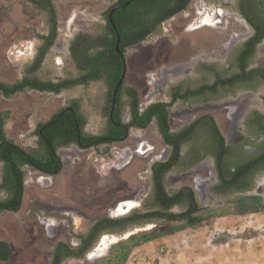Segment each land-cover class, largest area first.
<instances>
[{"label":"flooded vegetation","instance_id":"1","mask_svg":"<svg viewBox=\"0 0 264 264\" xmlns=\"http://www.w3.org/2000/svg\"><path fill=\"white\" fill-rule=\"evenodd\" d=\"M99 1L15 0L18 5L17 18L21 23L16 25L11 41L17 39L14 47L20 73L24 66L32 63L40 53L45 59L42 65L51 67L57 73V78L69 72H77L72 59L73 43L85 46L95 36H107L110 32L109 26L115 32V36L118 33L117 27L116 30L113 28L111 20L115 25L113 13L122 5H118L117 0ZM178 14L183 21L173 24L171 21ZM229 18L234 19L237 27L231 29L223 38H219L216 46L209 35L199 34L200 31L217 27L228 29ZM159 28L162 29L161 32H157ZM180 33L185 36L192 35L191 39H177L173 49L165 46L167 44L165 40V44L159 41L166 37L173 41L172 37L178 38ZM194 35H199L203 42L207 43L206 48L199 51L197 47H191L195 42ZM120 37L119 34V44ZM50 39H53V44L45 48ZM137 45L159 46L160 49L154 50L155 54L164 53L166 57H170L175 53L181 57L178 62L160 64L158 72H148L146 78L148 91L144 98H141L139 93V108L147 110L155 104L165 105L170 130L179 135L177 141L180 157L165 176L166 187L178 188L185 184L191 186L198 203L209 209L206 214L214 213L227 202L223 197L224 188L221 186L212 154L215 149L219 150L220 146L215 148L213 123L207 115L215 119L224 137L222 149L226 147L224 150L226 162L223 164L221 161L219 168L224 169L229 165L230 155L239 159L241 151L259 156L261 159L264 155V0H189L186 8L161 21L145 38L135 44L125 45L122 50L119 47V51L115 47L122 58V66L125 62L126 77L129 71L128 55ZM179 45L189 47L188 54L181 56L177 50ZM67 61L72 64L71 69H66ZM90 86L96 89L97 95L93 104L85 98L86 104L92 105L91 107L81 106V109L80 107L78 109V115H82L85 121L82 127L79 126L74 107L70 103L66 104L65 96L54 95L62 99L61 106L54 112L64 106L75 115L76 139L57 148L62 160V168L58 172L47 174L40 170H30L25 179L26 184L30 179V173L38 172L40 175L36 177L37 181L41 180L44 183L54 181L53 178L65 168L66 162L74 163L76 159L81 161V156L85 155L78 175L82 177L83 186L93 191V195L99 196L102 200L100 202L107 206L106 212L98 214L91 220L85 216L84 209L69 210L66 206L44 213L45 225L51 233L57 231L59 222L65 224L67 233L74 242L72 246L76 245L77 241L69 232L65 218L70 217L73 231L77 232L84 231L99 217L120 218L145 207L152 183L151 166L155 161L167 160L172 151V145L166 142L158 131L154 116L148 126L140 128L131 122L130 109L125 106L120 120H116L113 117L114 104L108 111L105 100L98 94L105 87L103 83L90 82ZM53 113L48 118L40 120H48ZM215 113L221 115L220 120ZM110 123L117 128L114 133L106 129L110 127ZM35 126L32 119L31 126L24 133V138L30 140L29 143L38 140L36 134L26 137L27 132ZM86 133L94 134V138H89ZM129 139L135 144L127 142ZM155 139L157 142L153 143ZM119 143L122 144L120 150L117 148ZM20 144L24 147L30 145ZM246 145L258 146L259 149L249 152ZM188 152L193 153L191 157H185ZM136 155L142 158L150 156L146 163L144 182L138 186H128L125 182L118 184L119 177L116 172L121 173L125 170ZM185 177H190L193 185L179 183V180ZM250 180L252 190L248 194L264 195V168H258L253 172ZM245 195L238 194V197ZM79 218H86V222L83 224ZM149 228L133 226L123 232L103 234L82 260H69L96 259L92 263L94 264L109 256L114 245ZM120 234L123 237L118 239L117 236Z\"/></svg>","mask_w":264,"mask_h":264},{"label":"trees","instance_id":"2","mask_svg":"<svg viewBox=\"0 0 264 264\" xmlns=\"http://www.w3.org/2000/svg\"><path fill=\"white\" fill-rule=\"evenodd\" d=\"M126 1L117 0L116 3L121 5ZM188 3L189 0H132L128 5L118 7L113 13V19L121 36L120 49L145 38L155 30L157 24L186 8ZM109 28L110 32L107 36H95L85 46L77 42L73 43L71 50L77 68L75 73L69 72L57 78V73L51 67L42 65L45 59L40 53L32 63L24 66L19 78L12 82L0 79V94L6 99L26 89L50 92L53 96L63 94L67 100L66 104L70 103L76 110L80 127L85 121L82 115H78V109L79 107L81 109V106L87 108L92 106L86 104L85 98L94 103L97 93H95L96 89L90 86V82L99 81L105 87L98 94L105 100L108 111L114 104L113 117L116 120H120L125 106L130 109L131 122L140 128L148 126L154 116L158 131L164 140L172 145L168 159L155 161L151 166L152 183L145 200V207L120 218L99 217L84 231L77 232L73 231L70 217L65 218L69 232L76 239L77 244L72 246L65 240H56L49 246L50 256L47 264H62L69 259L82 260L103 234L123 232L133 226L150 227L114 245L111 254L103 258L106 263L121 264L132 246L152 240L160 234H169L177 229L196 225L209 210L198 203L191 186L185 184L178 188L166 187L165 176L169 170H172V166L177 164L180 153L177 141L179 135L170 130L165 105L155 104L150 109L140 110L139 90L136 86L127 83L126 76L117 88L115 103H112V90L121 76L123 66L122 58L115 50V32L110 26ZM52 44L53 39H50L45 48ZM10 114L9 109L0 110V212L16 213L23 204L28 172L30 170H40L47 174L58 172L62 168V160L57 148L75 141L77 128L75 115L63 106L46 121L33 117L36 126L26 134V137L36 134L38 140L24 147L6 132ZM207 117L213 123L215 148L220 146V149H215L212 154L221 186L224 188V199L227 203H231L238 194H246L240 200V204L250 200L258 206V209L264 207V197L248 195L252 190V185L249 183L251 174L258 168H264V155L261 159L259 156L241 151L242 154H238L239 159L230 155L229 165L224 169L219 168L221 161L223 164L226 162L224 157L226 147L222 149L224 137L215 119L209 115ZM109 125L110 127L106 129L114 133L117 128L111 123ZM86 134L89 138H94V134ZM192 154L188 152L185 157H191ZM12 255L13 247L9 240L0 238V261H8Z\"/></svg>","mask_w":264,"mask_h":264},{"label":"rangeland","instance_id":"3","mask_svg":"<svg viewBox=\"0 0 264 264\" xmlns=\"http://www.w3.org/2000/svg\"><path fill=\"white\" fill-rule=\"evenodd\" d=\"M17 14L18 5L15 0H0V79L9 82L20 77L14 47L17 39L11 41L16 25L21 23ZM180 21L183 20L178 14L171 22L178 24ZM228 26V29L219 27L206 29L199 34L209 35L216 46L219 38H223L231 29L237 27L234 19L229 18ZM159 31L162 29L159 28L157 32ZM191 36L180 33L178 38L172 37L173 41H169L167 37L159 41L163 44L165 40L167 43L165 46L173 49L177 39H191ZM194 36L195 42L191 47H197L199 51L206 48L207 43L203 42L199 35ZM185 47L183 45L177 47L181 56L189 52L187 51L189 47ZM156 49L160 47L137 45L127 58L129 66L127 83L139 88L141 98H144L148 91L146 82L148 72H158L160 64L178 62L181 58L175 53L170 57H166L164 53L163 56L155 54ZM71 68L72 64L67 61L66 69ZM61 104V98L37 91L25 90L10 99L0 95V110L9 109L11 112L6 126L7 134L18 143L29 144L30 140L24 138V133L31 126L33 117L44 120ZM215 115L221 119L219 113ZM220 124L224 130L222 121ZM127 142L135 144L132 139ZM152 142L156 143L157 139ZM120 145L122 144L119 143V147L117 146L119 150ZM81 158V161L76 159L74 163L66 162L65 168L53 178L54 181L47 183L36 180L40 173L31 172L30 179L25 184L21 209L16 213L0 212V238L9 240L13 247L12 257L8 261H0V264H47L50 256L49 246L56 240L62 239L70 245L74 244L62 222H59L54 234L50 232L45 225L44 213L47 211L62 206L69 210L84 209L88 220L106 212L107 206L100 202L102 200L99 196L93 195V191L87 190L81 183L82 177L78 173L85 155L83 154ZM148 159L150 156L142 158L136 155L125 170L121 173L116 172L119 177L118 184L125 182L128 186H138L143 183ZM183 182L193 185L190 177L179 180V183ZM242 197L233 199V202L227 203L215 213L203 216L202 221L196 225L186 226L169 234H160L152 240L132 246L121 264H264V207L258 209L250 200L240 204ZM79 220L83 224L86 222V218ZM95 260H67L62 264H92ZM96 262L109 264L103 258Z\"/></svg>","mask_w":264,"mask_h":264},{"label":"water","instance_id":"4","mask_svg":"<svg viewBox=\"0 0 264 264\" xmlns=\"http://www.w3.org/2000/svg\"><path fill=\"white\" fill-rule=\"evenodd\" d=\"M130 1H131V0H128V1H126L125 3H123V4H121V5H122V6H123V5H126V4H128ZM109 18H110V20H111V14H109ZM111 23H112L113 28L116 30V26L113 24L112 20H111ZM118 44H119V34L116 33L115 47H116V49L119 51ZM125 73H126V66H125V62H124V64H123V70H122L121 76H120V78L118 79V81L116 82V84H115V86H114V88H113V90H112V103H114V100H115V97H114V96H115V94H116V91H117L118 86L122 83V81H123V79H124ZM246 149H247L249 152H255L256 150L259 149V147H258V146H248V145H246ZM55 173H56V172H55ZM126 236H127V235H126ZM122 237H123V235H121V234L117 236L118 239H119V238H122Z\"/></svg>","mask_w":264,"mask_h":264},{"label":"crops","instance_id":"5","mask_svg":"<svg viewBox=\"0 0 264 264\" xmlns=\"http://www.w3.org/2000/svg\"><path fill=\"white\" fill-rule=\"evenodd\" d=\"M11 213H13V212H11ZM5 239V238H4Z\"/></svg>","mask_w":264,"mask_h":264}]
</instances>
